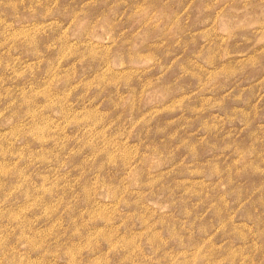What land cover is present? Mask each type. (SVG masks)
<instances>
[{"label":"rangeland","instance_id":"rangeland-1","mask_svg":"<svg viewBox=\"0 0 264 264\" xmlns=\"http://www.w3.org/2000/svg\"><path fill=\"white\" fill-rule=\"evenodd\" d=\"M0 264H264V0H0Z\"/></svg>","mask_w":264,"mask_h":264}]
</instances>
